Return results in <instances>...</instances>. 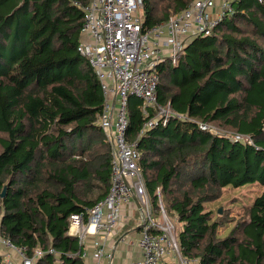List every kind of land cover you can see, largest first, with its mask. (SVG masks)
<instances>
[{
	"label": "trees",
	"instance_id": "trees-1",
	"mask_svg": "<svg viewBox=\"0 0 264 264\" xmlns=\"http://www.w3.org/2000/svg\"><path fill=\"white\" fill-rule=\"evenodd\" d=\"M154 1L143 0L148 26L192 0H157L172 9L159 17ZM87 2L0 0V236L27 257L40 249L34 264H84L68 218L110 186L103 91L76 51L83 12L75 3ZM157 72V103L183 118L143 130L154 110L129 96L126 129L154 210L158 191L191 264H264V188L237 215L206 207L226 187H264V0H233L210 35L190 39L176 65L166 59Z\"/></svg>",
	"mask_w": 264,
	"mask_h": 264
},
{
	"label": "built area",
	"instance_id": "built-area-1",
	"mask_svg": "<svg viewBox=\"0 0 264 264\" xmlns=\"http://www.w3.org/2000/svg\"><path fill=\"white\" fill-rule=\"evenodd\" d=\"M232 1L220 0L217 6L218 0H192L185 9L153 26L144 24L143 0L75 3L83 12L76 51L86 59L101 84L104 108L98 124L111 150L108 193L92 207L68 218L69 231L76 230L74 235L83 248V260L90 256L98 261L104 253L97 240L92 242L93 251L88 253L84 249L85 235L103 233L108 236L115 233L121 225L122 207L135 198L141 212L137 245L142 260L133 264L194 262L181 256L175 226L165 215L158 191V211L153 208L139 168L135 145L126 139L127 99L135 96L141 99L144 108L154 110L153 118L143 125V130L153 127L158 121L165 124L169 118L182 119L169 105L157 103V66L166 59L171 65H176L185 44L194 37L210 35L230 11ZM198 128L222 134L211 124L199 123ZM229 137L250 143L247 137L237 133ZM0 244L7 256L12 253L19 256V264H34V258L42 255L40 249H35L33 257H27L2 236ZM4 261L15 264L7 257Z\"/></svg>",
	"mask_w": 264,
	"mask_h": 264
},
{
	"label": "crops",
	"instance_id": "crops-1",
	"mask_svg": "<svg viewBox=\"0 0 264 264\" xmlns=\"http://www.w3.org/2000/svg\"><path fill=\"white\" fill-rule=\"evenodd\" d=\"M140 220V209L137 203L132 200L122 207L121 225L115 233H111L108 236L103 233L85 235L84 249L88 253L93 251L92 242L94 240H97L102 245L104 253L98 261L88 256L84 260V264H133L134 262L141 261L142 253L137 245ZM75 231V229H71L69 234L75 236ZM0 253L4 255V260H6V257L8 259L12 257V255L7 256L5 251H0ZM164 264L172 263L165 262Z\"/></svg>",
	"mask_w": 264,
	"mask_h": 264
},
{
	"label": "rangeland",
	"instance_id": "rangeland-1",
	"mask_svg": "<svg viewBox=\"0 0 264 264\" xmlns=\"http://www.w3.org/2000/svg\"><path fill=\"white\" fill-rule=\"evenodd\" d=\"M219 4H220V0L218 1L217 6ZM154 5L156 6V9H157L156 10V16L160 15L161 13H163V11H166L167 9L170 10L169 12L172 11V9H170L169 5H167V2H159V1L157 2V0H156V1H154ZM142 14H143V10H142ZM211 126L216 131H218V132H220L226 136H230V135L232 136L235 134L233 132V130L228 128V127H224V126L218 125V124H211ZM104 138H105V136H104ZM105 141L108 144L106 138H105ZM108 146H109V144H108ZM109 150H110V146H109ZM110 157H111V150H110ZM263 188L264 187H261L260 185H257V184H253V185L249 184L248 186H247V184H245L239 188L226 187L223 190H221V194H220L219 198H217L216 200H214L210 203H207L206 207H207V209L214 210V211H218L219 209L222 210L223 208L231 207V213L233 215H237L241 212L242 207L244 205H247L250 197H254ZM164 212H165V210H164ZM165 215L174 224L175 233H177L178 229H179V225L176 222V219L168 216L166 212H165ZM229 227H230V224L227 225V228H229ZM0 251L6 252L5 248L1 244H0ZM13 254H15V255H13ZM1 255H3V254H1ZM9 259L12 262H14L15 264L20 263V258L18 255H16V253H12V257Z\"/></svg>",
	"mask_w": 264,
	"mask_h": 264
},
{
	"label": "water",
	"instance_id": "water-1",
	"mask_svg": "<svg viewBox=\"0 0 264 264\" xmlns=\"http://www.w3.org/2000/svg\"><path fill=\"white\" fill-rule=\"evenodd\" d=\"M4 195V190L2 191V193H1V196H3ZM134 201L137 203V201H136V199L134 198ZM137 205H138V203H137ZM138 208H139V205H138ZM218 212L220 213L221 212V210L219 209L218 210Z\"/></svg>",
	"mask_w": 264,
	"mask_h": 264
}]
</instances>
